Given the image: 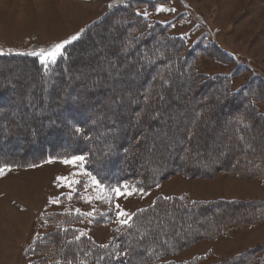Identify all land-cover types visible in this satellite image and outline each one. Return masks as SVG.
<instances>
[{
    "label": "trees",
    "instance_id": "16d2710c",
    "mask_svg": "<svg viewBox=\"0 0 264 264\" xmlns=\"http://www.w3.org/2000/svg\"><path fill=\"white\" fill-rule=\"evenodd\" d=\"M165 1L168 0H112L109 5L114 7L108 5L103 16L80 29V38L67 44L64 55L57 57L55 64L49 62L47 71L40 56L28 55L43 48L29 52L0 50V167H29L49 159L83 155L84 170L103 186H132L145 193L167 176L208 179L219 173L257 179L264 187V71L251 59L220 45L214 31H209L210 40L202 34L190 45L184 37L171 34L173 19L149 16L158 3ZM113 25L119 30L116 46L100 58L105 62L113 58L115 68L94 72L89 76L92 82L74 81L79 61L87 56L80 53L92 47L98 34L111 30ZM118 45L128 49L133 60L122 69L116 64L126 54H116L120 52ZM201 60L234 67L230 72L202 73L198 69ZM15 63L31 66L33 75L47 84L33 103L32 117L39 120L37 125L25 121L23 92L15 91L1 74L5 66ZM241 68L245 70L238 71ZM137 71L135 83L142 90L132 92L126 87L134 79L129 75ZM245 73L249 75L245 84L235 86L237 76L244 77ZM109 75L115 79L107 87L102 85L100 91L99 81ZM177 85L184 87L182 96L174 93L171 98ZM44 108L53 112H36ZM156 109L166 112L157 113ZM188 109L194 112L184 113ZM128 110L135 112L133 117L125 116ZM169 112L175 115H167ZM206 117L216 122V132L226 125L227 134L212 141L206 155L190 152L189 146L205 138L201 128ZM145 119L148 124L143 127L140 123ZM187 120L189 124L183 129ZM155 123L157 129L164 128L163 138L148 146L147 136L157 131L151 129ZM106 138L112 141L109 146ZM223 142L228 146H221ZM147 147L150 149L145 151ZM184 148L187 150L180 152ZM194 155L205 156L206 160L202 166L189 168ZM156 158L167 162L169 168L161 167L153 173L146 159ZM84 185V181H78V191L72 198L80 197ZM169 217L174 218V223L161 238L155 231L165 227L163 223ZM84 219L71 210L41 213L33 224L30 241L22 248L30 263L16 264H205V256L182 262L171 258L201 240L227 237L230 230L264 223V200L205 202L191 200L186 194L157 196L148 206L137 208L127 224L117 226L107 244L97 243L83 230ZM188 222L191 225L187 226ZM210 222L214 223L211 228ZM201 226L204 231L197 230ZM181 228L188 231L178 235ZM124 252L128 255L118 259L117 255ZM216 264H264V245Z\"/></svg>",
    "mask_w": 264,
    "mask_h": 264
},
{
    "label": "rangeland",
    "instance_id": "374dc122",
    "mask_svg": "<svg viewBox=\"0 0 264 264\" xmlns=\"http://www.w3.org/2000/svg\"><path fill=\"white\" fill-rule=\"evenodd\" d=\"M111 1L0 0V50L29 52L37 48L49 47L50 49L57 43L70 40L80 29L103 16ZM149 16L165 20L173 19L169 28L170 33L184 37L189 45L202 34L206 35V40H210L209 33L214 31L215 39L220 45L239 52L244 58L251 59L264 71V0H168L158 3ZM116 27L113 25L111 30L99 33V39L93 42L92 47L80 53L82 57L87 56L79 61L80 68L74 76V81L92 82L89 76L94 72L115 68L112 66L113 58L105 62L100 57L113 52L116 46L115 36L118 34L116 31H119L115 29ZM118 47L120 52L117 51V55L126 54V57L116 64L118 69H122L128 67L127 65L133 60L128 49H122L120 45ZM198 65L199 71L207 74L230 72L234 67L232 64L221 65L209 60H201ZM4 70L6 71H1V74L5 76V82L13 86L15 91L24 94L25 103L21 108L27 109L24 112L25 115L27 113L25 121L37 125L39 120L36 121L32 117L33 103L41 88L47 89V84L33 75V69L29 65L15 63L5 66ZM244 70L243 68L238 69V71ZM136 73L138 71L133 72V75L130 73V78ZM167 78L171 79L170 76ZM248 78L249 75L246 73L244 77L237 76L234 81L235 86L245 84ZM92 79L97 81L96 78ZM114 79L113 75L99 79L100 91H102V85L107 87ZM137 84L134 77L126 88H132V92H140L142 87L139 88ZM181 85H177L176 90L170 95L171 98L174 93L182 96L181 92L184 87ZM126 88L124 90H127ZM115 89H118L117 85ZM115 91L116 94L120 93ZM149 108L155 111L152 105H149ZM175 108L178 109V107ZM156 110L157 113L166 112L164 109ZM191 111L194 112V109L185 110L184 113L190 114ZM36 112L47 114L53 112V109L49 111L44 108ZM134 113L133 110H128L125 116L133 117ZM167 115L173 116L175 113L169 112ZM217 115L220 116L219 112ZM210 119L206 117L201 128V136L205 138L196 145L189 146L190 152L206 155L209 152L210 143L227 134L226 125L219 128L221 131L216 132V122ZM145 123L148 124L147 119L140 125L144 127ZM187 124H189L188 120L182 124V128L184 129ZM156 125V123L151 124V129L161 130V132L157 134L156 131L147 136L148 146H151L150 142L155 143L163 138L164 128L157 129ZM106 139L109 146L112 141ZM226 145L228 146V143L223 142L221 146ZM101 146L105 147L104 144ZM148 149L150 148L147 147L145 151ZM186 150L185 148L180 149V152L184 153ZM195 158L198 159L197 162L194 161ZM71 159H49L29 167H9L5 168L3 175H0V264H16L18 261L30 263L31 259L23 256L22 248L30 241L34 222L39 219L41 213L47 211L79 212L85 216L83 230L97 243L107 244L115 228L122 224L121 221L129 219V217L118 216L119 211L123 210L131 217L137 208L148 206L157 196L186 194L191 200L205 202L218 199L264 200V187L259 180L242 179L236 175L219 173L208 179L171 175L165 177L163 182L148 192L133 191L134 187L124 186L120 190L123 192L127 188L128 191H132V194L117 196L113 191L117 187L101 184L97 187L84 170L82 162L64 163L65 160L71 161ZM190 160L188 166L192 168L195 164L202 166L206 159L205 156L200 158L194 155ZM146 161L150 162L149 169L153 173L161 167L169 168L167 162L157 158L150 161L146 159ZM58 177L67 179L58 180ZM78 181L85 182V189L80 192V197L72 198L78 191L76 187ZM172 223H174V218L169 217L163 223L165 227L160 231H155L157 236L162 238L164 234H167ZM187 224V226L191 225L190 222ZM161 225L156 224V226ZM209 225L211 228L214 223L210 222ZM203 228L201 226V229H196L202 230ZM187 231V228H181L178 235ZM260 245H264V223L249 228L230 230L227 237L201 240L192 247L180 251L171 259L182 262L194 257L205 256V264H216Z\"/></svg>",
    "mask_w": 264,
    "mask_h": 264
},
{
    "label": "snow or ice",
    "instance_id": "6c2138e0",
    "mask_svg": "<svg viewBox=\"0 0 264 264\" xmlns=\"http://www.w3.org/2000/svg\"><path fill=\"white\" fill-rule=\"evenodd\" d=\"M109 7H114L113 4H110ZM159 10H163V9H159ZM140 13L137 12V15H139ZM80 38V34L77 33L76 35H73L70 40H65L64 42L61 43H57L55 44L52 48L50 49H41L40 52H31L28 53V55H34V56H40V62L41 64L45 65L46 68L45 70L47 71V65L49 62H51L52 64H55L57 57H62L64 55V49L66 47L67 44L71 43L72 41H76ZM2 54V53H0ZM165 83H167V81L165 80ZM157 95L160 97V99H163V96L160 93H157ZM76 131L79 132L80 128H76ZM76 161H80L83 162L85 161V157L83 155H79V156H73L71 161L65 160L64 163H75ZM9 166L5 165L4 167H0V175H3L5 172V168H8ZM10 170V169H9ZM88 175H91L90 173ZM58 180H66V177H58ZM92 182L94 184L97 185V187L100 186V182L96 180V178L93 176L92 177ZM135 190H139V191H143L142 189H134ZM113 191L116 192L117 196H122V195H131L132 191H128L127 188H125V191H121L119 187L113 189ZM117 208H119V205H117ZM118 216H124V217H129L130 218V214L127 212H124L123 210L118 212ZM122 224H127V220H122L121 221ZM127 256L128 253L124 252L121 254L117 255V258L119 259L120 256Z\"/></svg>",
    "mask_w": 264,
    "mask_h": 264
}]
</instances>
